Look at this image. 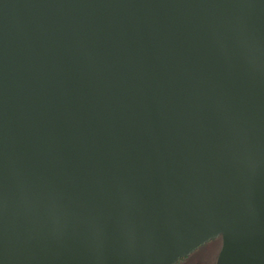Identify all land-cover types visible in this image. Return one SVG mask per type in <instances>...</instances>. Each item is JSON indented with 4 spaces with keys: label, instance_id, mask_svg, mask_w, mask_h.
Here are the masks:
<instances>
[{
    "label": "water",
    "instance_id": "obj_1",
    "mask_svg": "<svg viewBox=\"0 0 264 264\" xmlns=\"http://www.w3.org/2000/svg\"><path fill=\"white\" fill-rule=\"evenodd\" d=\"M264 264V0H0V264Z\"/></svg>",
    "mask_w": 264,
    "mask_h": 264
},
{
    "label": "rangeland",
    "instance_id": "obj_2",
    "mask_svg": "<svg viewBox=\"0 0 264 264\" xmlns=\"http://www.w3.org/2000/svg\"><path fill=\"white\" fill-rule=\"evenodd\" d=\"M221 248L222 238L213 239L196 249L181 264H216Z\"/></svg>",
    "mask_w": 264,
    "mask_h": 264
},
{
    "label": "flooded vegetation",
    "instance_id": "obj_3",
    "mask_svg": "<svg viewBox=\"0 0 264 264\" xmlns=\"http://www.w3.org/2000/svg\"><path fill=\"white\" fill-rule=\"evenodd\" d=\"M188 257H185V258L180 259L176 264H181V261H183V263H185V259L188 258Z\"/></svg>",
    "mask_w": 264,
    "mask_h": 264
}]
</instances>
